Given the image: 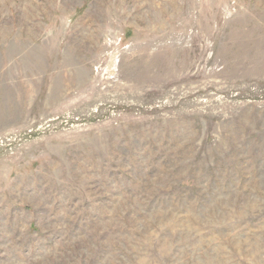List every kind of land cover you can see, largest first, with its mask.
Listing matches in <instances>:
<instances>
[{
    "label": "rangeland",
    "instance_id": "374dc122",
    "mask_svg": "<svg viewBox=\"0 0 264 264\" xmlns=\"http://www.w3.org/2000/svg\"><path fill=\"white\" fill-rule=\"evenodd\" d=\"M0 264H264V0H0Z\"/></svg>",
    "mask_w": 264,
    "mask_h": 264
}]
</instances>
